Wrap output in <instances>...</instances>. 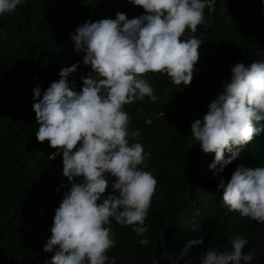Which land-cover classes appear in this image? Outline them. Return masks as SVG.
Masks as SVG:
<instances>
[{"label":"trees","instance_id":"obj_1","mask_svg":"<svg viewBox=\"0 0 264 264\" xmlns=\"http://www.w3.org/2000/svg\"><path fill=\"white\" fill-rule=\"evenodd\" d=\"M144 11L129 0H26L14 14L0 16V264L51 259L43 245L70 189L63 154L49 160L55 148L36 137L33 88L39 84L43 93L63 67L79 62L69 80L82 90L81 77L92 69L70 33L89 19L115 18L117 12L131 19ZM205 18L194 34L203 44L191 84L177 86L166 74L147 73L159 100L125 105L130 128L140 131L139 142L151 153L146 170L157 185L145 220L147 245L132 226L113 220L116 244L108 255L117 264H199L208 247L229 249L232 234L248 239L244 251L255 252L251 264H264V224L229 212L218 188L220 178L227 182L241 164L264 166V134L218 174L209 167L215 153L204 152L191 136L192 122L203 118L232 66L264 61V0H216ZM111 191L109 186L106 194ZM201 237L202 244L189 246Z\"/></svg>","mask_w":264,"mask_h":264},{"label":"clouds","instance_id":"obj_2","mask_svg":"<svg viewBox=\"0 0 264 264\" xmlns=\"http://www.w3.org/2000/svg\"><path fill=\"white\" fill-rule=\"evenodd\" d=\"M129 2L142 6L144 13L131 19L124 12L115 18L89 19L70 33L75 49L85 53L83 61L92 69L81 77L82 90L69 80L79 62L63 67L60 79L43 93L41 85L33 88L36 137L55 148L49 160L63 154V175L70 184L43 245L45 252L53 253L45 264H117L108 255L116 244L113 220L132 226L142 237L141 245L149 243L145 220L157 179L146 170L151 153L139 142L140 131L130 128L125 105L146 97L159 100L147 73L166 74L177 86L191 84L203 44L194 34L198 25L207 23L205 9L213 11L216 0ZM24 3L0 0V16L14 14ZM191 132L204 152L215 153L209 165L214 174L264 134V61L232 66L231 78L203 118L192 122ZM109 186L112 191L106 194ZM218 188L223 189L229 212L264 224V166L241 164L230 180L220 178ZM229 240V249L208 247L199 264H251L255 252L244 251L248 239L232 234ZM203 242L201 237L189 246Z\"/></svg>","mask_w":264,"mask_h":264}]
</instances>
